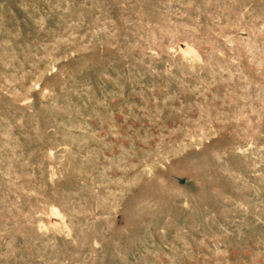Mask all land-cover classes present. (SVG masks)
Returning a JSON list of instances; mask_svg holds the SVG:
<instances>
[{
  "label": "rangeland",
  "instance_id": "1",
  "mask_svg": "<svg viewBox=\"0 0 264 264\" xmlns=\"http://www.w3.org/2000/svg\"><path fill=\"white\" fill-rule=\"evenodd\" d=\"M0 264H264V0H0Z\"/></svg>",
  "mask_w": 264,
  "mask_h": 264
}]
</instances>
